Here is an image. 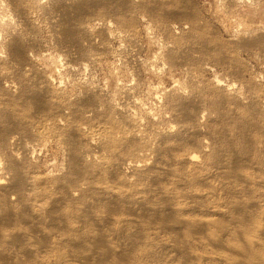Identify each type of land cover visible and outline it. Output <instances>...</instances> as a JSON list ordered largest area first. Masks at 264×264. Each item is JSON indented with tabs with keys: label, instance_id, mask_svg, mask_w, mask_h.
<instances>
[{
	"label": "rangeland",
	"instance_id": "obj_1",
	"mask_svg": "<svg viewBox=\"0 0 264 264\" xmlns=\"http://www.w3.org/2000/svg\"><path fill=\"white\" fill-rule=\"evenodd\" d=\"M0 178V264H247L264 0H0Z\"/></svg>",
	"mask_w": 264,
	"mask_h": 264
},
{
	"label": "bare ground",
	"instance_id": "obj_2",
	"mask_svg": "<svg viewBox=\"0 0 264 264\" xmlns=\"http://www.w3.org/2000/svg\"><path fill=\"white\" fill-rule=\"evenodd\" d=\"M258 40V41H257ZM256 42L259 44L260 43V38H257L256 39ZM218 84V83H217ZM132 92V91H131ZM184 94V93H183ZM84 98V97H83ZM89 99H91V98H89ZM81 101V100H80ZM141 121V120H140ZM94 140V135H91V136H88L87 137V141H88V143H90V144H93V141ZM89 144V145H90ZM98 146V145H97ZM13 157L11 158V160H9L8 161V163H7V166H6V169H5V171H6V173L10 176V178H11V184L13 185V187L14 188H16V191H18L19 193H22L23 191H24V187L26 186L25 185V182H24V177L22 176V173H21V170H20V166H19V157H18V155L17 154H15V153H13ZM69 157L71 158V156L69 155ZM191 158V161H195V159H196V156L195 155H192V157H190ZM73 159V158H72ZM83 160V159H82ZM76 161H78V158H77V156L74 154V159H73V164H75L76 163ZM70 165H72V164H70ZM76 165V164H75ZM225 165V164H224ZM70 170H71V168H70ZM74 171V170H73ZM70 174H71V172H70ZM227 175V174H226ZM4 185H6V182L3 180V178H0V186H4ZM233 208H234V210H236L237 208H239L237 205H235V206H233ZM240 209V208H239ZM238 209V210H239ZM241 211H242V209H241ZM244 211V210H243ZM154 212H155V214L158 212H160V209H156V210H154ZM235 212V211H234ZM238 212V211H237ZM240 212V211H239ZM241 213V212H240ZM160 214V213H159ZM239 214V213H238ZM217 215L218 216H221V217H225V218H227V217H229V215L230 214H228V212H224V210H221V211H218L217 210ZM242 215V214H241ZM231 217V216H230ZM229 217V218H230ZM237 217V216H236ZM164 218V217H163ZM233 219V222L236 224V223H239V220H237L238 218H240V217H238L237 219H235V217H232ZM242 218H244V217H242ZM241 218V219H242ZM187 219V218H186ZM184 220L183 222L181 221V222H178V224L181 226L182 225V227H183V225L184 226H187V228H188V226L190 227H194L195 229H204L205 228V230L207 231H209L210 230V232H211V230H212V232H213V229H214V234H215V232H219V234L218 235H213V238L211 237V239H212V242H214V243H216V245H218L219 243H222L223 242V236H228V238L231 236V238L235 235V234H237V232L235 231V229H230V228H227L226 226L229 224H227L226 226L225 225H222L221 223H219V222H217V221H215V219H201V218H197V219H192L191 218V220H189V219H187V220ZM229 220V219H228ZM231 219L229 220V221H232ZM250 220V219H249ZM249 220H248V222H249ZM228 221V222H229ZM244 221H246V220H244ZM252 225H253V227L252 228H248V230H247V228H246V230H244V231H242L243 232V234L247 237V239H248V241H247V239H245L246 240V247L247 248H244V250H242V252L244 253V255H245V259L247 260L246 262H247V264H264V253H262L263 251H264V249H262L261 251L260 250H254V246L256 245V244H258V242L257 241H259V244L258 245H261L262 246V244L260 243V237H259V235L261 234L260 233V226H259V220L257 219V218H253L252 219ZM244 224H247L246 222H244ZM234 227V226H233ZM239 227V226H238ZM243 227H245V226H243ZM250 227V226H249ZM202 229V230H203ZM191 231V230H190ZM189 231V232H190ZM209 232V233H210ZM241 232V231H240ZM239 232V233H240ZM191 233H193V230H192V232H190V234ZM242 234V235H243ZM263 234V236H264V232L262 233ZM238 235H240V234H238ZM241 235V236H242ZM226 236V237H227ZM244 236V237H245ZM223 237V238H222ZM235 238H236V235L234 236ZM238 237V236H237ZM2 239L3 240H6L5 239V234H3L2 235ZM2 239H0V240H2ZM255 239H256V241H255ZM224 241H225V239H224ZM211 242V241H210ZM229 242H231V241H229ZM218 243V244H217ZM227 243V242H226ZM223 244H224V242H223ZM223 244H220V245H223ZM226 248V247H225ZM226 260V259H225ZM230 260V259H229ZM235 260V259H234ZM227 261V260H226ZM229 263H231L230 261H229ZM228 263V264H229ZM234 263V262H233ZM239 262H238V260H237V264H238ZM115 264H123V262L122 263H115ZM126 264V263H125ZM128 264V263H127ZM232 264V263H231ZM235 264V263H234Z\"/></svg>",
	"mask_w": 264,
	"mask_h": 264
}]
</instances>
